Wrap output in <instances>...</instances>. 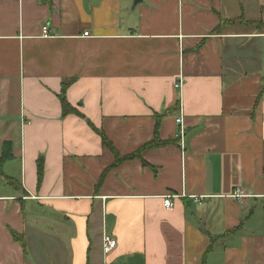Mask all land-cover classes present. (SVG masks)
<instances>
[{
    "label": "crops",
    "instance_id": "obj_1",
    "mask_svg": "<svg viewBox=\"0 0 264 264\" xmlns=\"http://www.w3.org/2000/svg\"><path fill=\"white\" fill-rule=\"evenodd\" d=\"M258 23L264 0H0V264H264ZM157 123L140 157L102 142Z\"/></svg>",
    "mask_w": 264,
    "mask_h": 264
},
{
    "label": "trees",
    "instance_id": "obj_2",
    "mask_svg": "<svg viewBox=\"0 0 264 264\" xmlns=\"http://www.w3.org/2000/svg\"><path fill=\"white\" fill-rule=\"evenodd\" d=\"M258 25H260V27L264 28V25L262 23H258ZM66 90H67V85H65L63 87V91H62V94H61V103H62V108H63V114L65 116L66 115H70V114H78V112L76 110H74L69 105V103L67 102L66 95H65ZM158 126H159V124L157 123L156 138H155L154 141H152L150 143H147L146 145L141 147L136 153H134V154H132L130 156L124 157V158H121V156L115 151V148L113 147V145H111V143L109 142V140L106 138V136L103 133H101V138H102L103 144L105 146H107L111 151L114 152L115 158H116V163H118V162H122V161H125V160H129V159H134V158L140 157L141 154L144 151L151 150V149H156L157 147L164 145L165 143L161 142L158 139ZM9 158H10V155L5 152V154L0 158V167Z\"/></svg>",
    "mask_w": 264,
    "mask_h": 264
},
{
    "label": "built area",
    "instance_id": "obj_3",
    "mask_svg": "<svg viewBox=\"0 0 264 264\" xmlns=\"http://www.w3.org/2000/svg\"><path fill=\"white\" fill-rule=\"evenodd\" d=\"M14 2H20V0H12ZM85 36H89V33H86L84 34ZM42 37L43 38H49V37H53V34L49 28V26H43L42 27ZM183 86V82L182 80L179 81V83L176 85V89H181ZM177 124H179V126H181V131L179 132V138H181V140L183 141L184 140V136H185V131H184V128L182 126V123H183V119L182 117H179L177 118ZM244 196V193L242 190L240 189H237L234 193V198H237V199H240ZM164 206L167 208V209H172L174 207V203H173V197L171 196H166L164 198ZM195 199V202H200L202 201L203 198H194ZM104 251L106 254L114 251L116 248H117V241L111 237V236H105L104 237Z\"/></svg>",
    "mask_w": 264,
    "mask_h": 264
},
{
    "label": "bare ground",
    "instance_id": "obj_4",
    "mask_svg": "<svg viewBox=\"0 0 264 264\" xmlns=\"http://www.w3.org/2000/svg\"><path fill=\"white\" fill-rule=\"evenodd\" d=\"M245 196H243L242 198H244Z\"/></svg>",
    "mask_w": 264,
    "mask_h": 264
}]
</instances>
